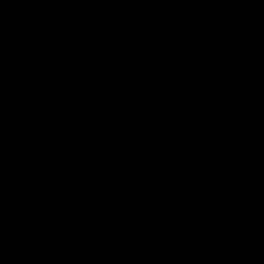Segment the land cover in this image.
Segmentation results:
<instances>
[{"label": "water", "instance_id": "1", "mask_svg": "<svg viewBox=\"0 0 264 264\" xmlns=\"http://www.w3.org/2000/svg\"><path fill=\"white\" fill-rule=\"evenodd\" d=\"M0 264H264V0H0Z\"/></svg>", "mask_w": 264, "mask_h": 264}]
</instances>
